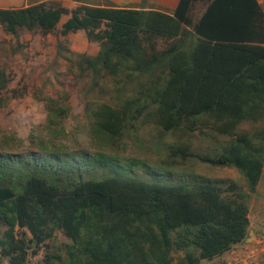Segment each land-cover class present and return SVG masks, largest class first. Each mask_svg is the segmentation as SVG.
Returning a JSON list of instances; mask_svg holds the SVG:
<instances>
[{"label":"trees","instance_id":"obj_1","mask_svg":"<svg viewBox=\"0 0 264 264\" xmlns=\"http://www.w3.org/2000/svg\"><path fill=\"white\" fill-rule=\"evenodd\" d=\"M106 3L0 8L7 35L83 31L99 47L89 55L59 43L67 71L91 80L85 124H67L71 105L61 92L43 97L46 122L26 138L0 128V264H32L40 250V264H203L246 243L264 172L262 6L179 0L169 14L147 9L148 0L140 8ZM11 82L0 67L1 107ZM101 84L113 90L110 101L89 100ZM153 131L219 136L221 150L199 159L236 169L245 184L175 171L178 160L195 159L189 145L163 142L159 170L107 153L121 138L141 149ZM89 146L101 150L89 154ZM173 174L181 180L172 182Z\"/></svg>","mask_w":264,"mask_h":264},{"label":"rangeland","instance_id":"obj_2","mask_svg":"<svg viewBox=\"0 0 264 264\" xmlns=\"http://www.w3.org/2000/svg\"><path fill=\"white\" fill-rule=\"evenodd\" d=\"M9 2V0H7ZM9 5V4H8ZM203 10L202 5H198L196 15L199 16ZM55 37L43 39L38 34L23 33L20 38H11L14 46H17V52L10 51L8 54H0V67L6 69L12 78L9 86L11 97L6 107L0 106V128L12 130L21 138H26L33 126L44 124L46 122V107L42 101L43 97L49 95L57 96L58 93L66 92L69 95L71 105V114L67 119L69 126H78L86 123L85 107L87 90L91 88V80H80L77 73L72 74L67 71L69 62L63 57L56 55ZM66 42L68 46H77L82 52L89 54L93 52V46L87 40L84 34L72 36ZM71 41V42H70ZM73 49V48H72ZM74 51H77V49ZM80 52V51H78ZM89 81V82H88ZM89 83V84H88ZM89 86V88H88ZM112 88V87H110ZM94 93H90L89 100L104 99L110 101L113 90H107V86L101 84ZM106 91V92H105ZM103 92H105L103 94ZM142 131L143 128L140 127ZM141 136V135H140ZM211 133H170L163 136L158 131L151 132L150 135L142 141V148L139 149L132 144L131 140L121 138L122 144L114 147L116 151H109L121 158L122 164L127 165L129 161L136 160L140 165H146L150 169L156 168L158 159H167L165 152L158 154V147L164 143H175V146L185 147L189 145L188 153L195 155V159L189 158L186 161L178 160L181 166L174 170L180 171L183 175L195 173L205 179L214 181H233L243 184V176L232 167L213 166L206 163L201 157H213L217 151L221 150L222 139ZM165 138V139H164ZM180 138L176 143L173 139ZM81 149H78V151ZM101 149L89 146V154L99 152ZM200 157V159H199ZM181 161V162H180ZM137 175L142 178H150L142 168H135ZM166 171H159L162 175ZM172 182L181 180L179 175L173 174ZM251 228L260 229L257 240L241 244L230 260L206 264H264V255L260 252V243L264 242V177L258 192L253 195L250 202ZM61 242H68L59 234ZM234 249V250H235ZM44 256V250L31 259L32 264H40Z\"/></svg>","mask_w":264,"mask_h":264},{"label":"crops","instance_id":"obj_3","mask_svg":"<svg viewBox=\"0 0 264 264\" xmlns=\"http://www.w3.org/2000/svg\"><path fill=\"white\" fill-rule=\"evenodd\" d=\"M43 1H47V0H9V2H7V0H0V8H4V9L25 8L29 5L36 4L39 2H43ZM58 1L62 2V4L70 10H73V9L77 8L78 6L83 5V4H90V5L99 4V5L105 6L107 4L106 1L112 2L115 6H117L119 8H127V7L140 8L141 2H142V0H58ZM258 2L260 3V5L262 6V8L264 10V0H258ZM178 3H179V0H148L146 7H147V9H150L153 7V8H156L157 10H161V11H164L166 13L172 14L175 11V9L177 8ZM68 18H69V16H65L63 18L62 23L59 26V28H61L62 24L65 21H67ZM80 34L85 35V32L81 31L78 33L70 34L68 37H62L59 34V31H57L53 34L48 35L47 37H43V39L51 38L52 36H54L56 38L55 39L56 42H54V46L56 45V55L58 56L59 43L63 42V41H67V40L69 42L70 37H72V36L74 37V36L80 35ZM13 37L14 36H12V35L5 34V32H3L2 28L0 27V54L1 53L8 54L10 51H13V52L16 51L17 52V46H14L12 43V40H11V38H13ZM65 44H67V43H65ZM89 44H90V42H89ZM91 45L93 46V52L89 51V55H96L99 51V47L97 44L91 43ZM70 49L72 51H74V49L75 50L77 49V51H75V52L80 51L79 53H85V52H82L80 49H78L77 46H74V47L71 46ZM263 177H264V172H263L261 182L263 180ZM261 182L257 188V192L260 188ZM244 183H245V179H243V184ZM250 219H251V216H250ZM259 234H260V229H256V231H255V229L250 228L246 243L248 244L249 241L253 242V241L257 240L259 237ZM240 247L241 246L239 245L236 247V249L239 250ZM236 249L233 250L232 252H230L229 254H226L225 256H223L221 258L222 261L230 260L232 257V254L235 253ZM214 262H218V260L217 261L204 262L203 264L214 263Z\"/></svg>","mask_w":264,"mask_h":264},{"label":"built area","instance_id":"obj_4","mask_svg":"<svg viewBox=\"0 0 264 264\" xmlns=\"http://www.w3.org/2000/svg\"><path fill=\"white\" fill-rule=\"evenodd\" d=\"M261 249L260 252L264 255V242L260 243Z\"/></svg>","mask_w":264,"mask_h":264}]
</instances>
